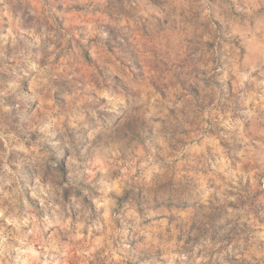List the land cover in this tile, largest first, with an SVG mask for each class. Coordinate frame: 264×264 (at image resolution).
Returning <instances> with one entry per match:
<instances>
[{"label": "rangeland", "instance_id": "1", "mask_svg": "<svg viewBox=\"0 0 264 264\" xmlns=\"http://www.w3.org/2000/svg\"><path fill=\"white\" fill-rule=\"evenodd\" d=\"M0 264H264V0H0Z\"/></svg>", "mask_w": 264, "mask_h": 264}]
</instances>
